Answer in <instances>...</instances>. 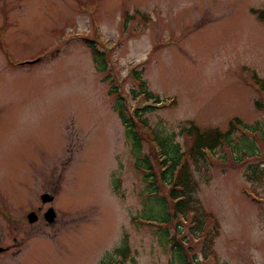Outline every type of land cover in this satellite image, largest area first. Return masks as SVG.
<instances>
[{"label":"rangeland","instance_id":"374dc122","mask_svg":"<svg viewBox=\"0 0 264 264\" xmlns=\"http://www.w3.org/2000/svg\"><path fill=\"white\" fill-rule=\"evenodd\" d=\"M252 9L264 0H0V264L176 263L163 226L144 219L159 198L148 200L114 109L146 100L132 95L134 71L165 103L143 114L142 152L151 128L177 142L213 214L201 232L190 215L169 236L188 264H264V19ZM234 117L252 128L188 157L183 126L226 131Z\"/></svg>","mask_w":264,"mask_h":264},{"label":"trees","instance_id":"16d2710c","mask_svg":"<svg viewBox=\"0 0 264 264\" xmlns=\"http://www.w3.org/2000/svg\"><path fill=\"white\" fill-rule=\"evenodd\" d=\"M253 13H257L260 19H264V9H252ZM88 44L97 70H104L107 67L105 55L98 51L95 41L84 39ZM134 77L139 81L142 87L139 90L132 89L133 96H140L142 93L146 95L147 100H152L154 103H160L161 100L153 96L144 86V80L137 71H134ZM262 89L263 85L259 80H256ZM156 108L153 105L136 106L132 110L126 106L122 98H118L114 109L117 111L119 118L124 126L125 136L131 145V153L134 157V165L137 169L143 172V179L146 182V193L148 200L154 202L157 200L156 208H159L157 216H145L144 219L155 218L163 226L160 236L165 242L171 243L172 259L175 264H188L185 249L177 239V235L169 236L167 225L170 224L176 233L181 232L180 219H186L190 215L191 223H194L195 231L201 232L205 218H213L211 212L203 209L198 198L194 195L197 189V181L191 171L189 160L184 158L185 151H181L179 144L171 139L170 136H162L159 131L154 128L150 129L149 136L151 137V146L149 153H143V137L142 129H148V120L143 117L145 112L152 111ZM239 125L246 129H251L247 124L241 122L239 118L234 117L230 120L229 128L226 131H221L218 128H207L201 130L194 122L189 121L188 125L180 129V133H185L192 137V143L187 150L188 157L194 161L204 160L205 152L214 151L223 141L229 142L231 134ZM155 144V145H154ZM248 154L254 153V145L247 144L244 146ZM243 146H237L240 151ZM158 170H154V163ZM160 183V184H158ZM164 192L166 198L159 197V193ZM173 221V222H172ZM216 222V221H215ZM212 236H208V241H212ZM208 247L210 244H206ZM128 252V246L125 244L122 247H117L112 254L120 253L125 255ZM105 262H103L104 264Z\"/></svg>","mask_w":264,"mask_h":264},{"label":"water","instance_id":"95a60500","mask_svg":"<svg viewBox=\"0 0 264 264\" xmlns=\"http://www.w3.org/2000/svg\"><path fill=\"white\" fill-rule=\"evenodd\" d=\"M42 200L43 201H46V200H49L51 199L52 197H50L48 194H42L41 196ZM54 217H55V212L52 208H49L46 212H45V218L48 220V221H53L54 220ZM37 217L36 215L34 214H29V220L30 221H34L36 220Z\"/></svg>","mask_w":264,"mask_h":264},{"label":"flooded vegetation","instance_id":"af4514ba","mask_svg":"<svg viewBox=\"0 0 264 264\" xmlns=\"http://www.w3.org/2000/svg\"><path fill=\"white\" fill-rule=\"evenodd\" d=\"M43 193H45V194H49V192L44 191V192H42L41 194H39L40 198H41V195H42ZM49 195H50V194H49ZM29 213H34V212L31 211V212H29ZM29 213H28V214H29ZM28 214H27V215H28ZM43 215H44V212H43ZM0 249H1V250H0V252H1L3 248L0 246Z\"/></svg>","mask_w":264,"mask_h":264}]
</instances>
